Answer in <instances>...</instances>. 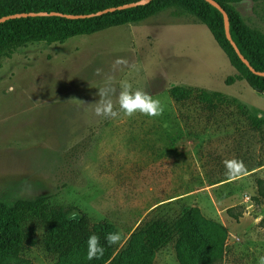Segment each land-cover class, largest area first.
I'll return each mask as SVG.
<instances>
[{
  "label": "rangeland",
  "instance_id": "1",
  "mask_svg": "<svg viewBox=\"0 0 264 264\" xmlns=\"http://www.w3.org/2000/svg\"><path fill=\"white\" fill-rule=\"evenodd\" d=\"M229 6L264 46V0ZM236 75L208 25L180 4L139 23L1 55L0 199L49 197L50 206L105 221L120 237L117 251L139 225L197 207L228 231L221 264H260L264 126L255 129L234 106L207 111L193 98L175 103L168 95L174 86L219 92L264 118V93L245 80L226 85ZM121 82L158 101L160 113L127 115L118 103ZM97 101H110L117 116H96ZM234 162L239 171L229 169ZM22 230L20 258L57 263L35 221ZM153 264H179L174 244Z\"/></svg>",
  "mask_w": 264,
  "mask_h": 264
},
{
  "label": "trees",
  "instance_id": "2",
  "mask_svg": "<svg viewBox=\"0 0 264 264\" xmlns=\"http://www.w3.org/2000/svg\"><path fill=\"white\" fill-rule=\"evenodd\" d=\"M137 1L0 0V18L41 12L90 15ZM214 1L225 10L231 38L242 56L255 71L264 72V46L254 38L239 14L229 6L230 3L243 0ZM170 4H180L200 16L220 46L228 52L237 75L228 77L226 85L245 80L251 89L264 93V78L252 74L242 64L225 38L222 15L204 0H153L144 6L84 19L37 16L8 20L0 24V56L31 43H63L75 37L139 23ZM168 95L175 103L193 98L207 111L234 106L255 129L264 126V118L252 117L242 104L219 92L174 86L169 89ZM262 186L259 191L264 200ZM49 199H0V264H33L19 256L24 244L22 225L29 219L43 230L42 246L47 254L57 258L56 264H153L155 253L171 244H174L179 264H221L223 260L228 231L222 224L205 218L197 207L183 206L173 219L159 218L139 225L131 234L126 247L117 251V244H110L105 239L109 233L117 234L113 225L105 221L92 223L87 215L74 208L50 206ZM93 234L99 237L103 254L89 259L87 240Z\"/></svg>",
  "mask_w": 264,
  "mask_h": 264
},
{
  "label": "clouds",
  "instance_id": "3",
  "mask_svg": "<svg viewBox=\"0 0 264 264\" xmlns=\"http://www.w3.org/2000/svg\"><path fill=\"white\" fill-rule=\"evenodd\" d=\"M117 64L126 63L122 60H117ZM111 80V77H109ZM121 91L118 95L119 108L122 109L127 115H131L136 111L147 114L149 116H156L160 113L161 108L158 101H154L150 96L141 89H133V87L127 82H121ZM98 94L103 96V91H98ZM94 113L100 117H116L117 112L113 110L112 103L110 101L101 103L95 102ZM235 168L239 171L242 168V164L233 163L229 164V169ZM119 235L115 233H109L105 239L108 243L113 244L119 240ZM88 246V258L92 259L98 255L103 254V247L99 244V237L95 234L90 235L87 240ZM260 264H264V257L260 258Z\"/></svg>",
  "mask_w": 264,
  "mask_h": 264
},
{
  "label": "water",
  "instance_id": "4",
  "mask_svg": "<svg viewBox=\"0 0 264 264\" xmlns=\"http://www.w3.org/2000/svg\"><path fill=\"white\" fill-rule=\"evenodd\" d=\"M152 1L153 0H139V1L134 2V3L125 4V5H121V6H117V7H113V8H108V9H104L102 11H99V12H97L95 14H90V15L74 16V15H64V14H60V13H45V12L13 14V15H7V16H4V17L0 18V24L6 22L8 20H12V19H20V18H26V17H37V16H58V17H64V18H67V19H84V18L100 16V15H103V14H106V13L115 12V11H119V10H124V9H128V8L144 6V5H146V4H148V3L152 2ZM204 1L207 2L208 4H210L212 7H214L222 15L223 24H224L225 38L229 42L230 46L232 47L233 51L235 52V54L239 58V60L242 62V64H244V66H246V68H248V70L252 74L264 78V72L255 71L250 66L248 61L242 56V54L240 53V51L237 48L236 44L233 42V40L231 38V35H230V32H229V21H228V16H227L225 10L217 2H215L214 0H204Z\"/></svg>",
  "mask_w": 264,
  "mask_h": 264
}]
</instances>
